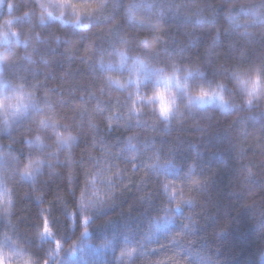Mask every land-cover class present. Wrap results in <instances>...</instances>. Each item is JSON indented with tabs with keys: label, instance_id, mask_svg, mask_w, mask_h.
<instances>
[{
	"label": "trees",
	"instance_id": "obj_1",
	"mask_svg": "<svg viewBox=\"0 0 264 264\" xmlns=\"http://www.w3.org/2000/svg\"><path fill=\"white\" fill-rule=\"evenodd\" d=\"M0 1V82L31 98L0 121V250L16 264H264V102L196 103L169 125L137 103L174 64L230 93L264 69V0H79L97 7L69 17Z\"/></svg>",
	"mask_w": 264,
	"mask_h": 264
},
{
	"label": "clouds",
	"instance_id": "obj_2",
	"mask_svg": "<svg viewBox=\"0 0 264 264\" xmlns=\"http://www.w3.org/2000/svg\"><path fill=\"white\" fill-rule=\"evenodd\" d=\"M95 3H81L79 0H71L69 8L77 11L80 9L93 10ZM72 11L58 9L60 16L69 17ZM73 18V22L75 19ZM43 18V23L45 22ZM37 39V41H39ZM117 60H122L123 52L110 53ZM12 56L4 50H0V65L10 62ZM113 61L107 63L101 61V69L113 67ZM128 71L137 72L135 62L129 64ZM153 82L144 89L142 98H137V103L142 105L143 111L150 113L157 121L164 125L182 117L185 113L198 111L196 103L213 99L216 102V110L223 112L226 108H232L237 102L253 104L264 102V70L257 79L255 73L248 79H232V92L225 82H216L213 85L193 84L191 78V66L174 64L170 68L156 69ZM110 82L120 84L119 79ZM31 98L22 86L8 82H0V121L7 123L14 117L24 114L29 110ZM76 138L68 133L60 136L63 145H70Z\"/></svg>",
	"mask_w": 264,
	"mask_h": 264
},
{
	"label": "rangeland",
	"instance_id": "obj_3",
	"mask_svg": "<svg viewBox=\"0 0 264 264\" xmlns=\"http://www.w3.org/2000/svg\"><path fill=\"white\" fill-rule=\"evenodd\" d=\"M0 5H1V1H0ZM17 39L18 37L16 36V34L12 31H9L8 29L2 32L1 43L3 44V46H11L13 43L15 44L17 42ZM197 103L200 106H214L215 105L217 107L216 102L213 99H208L205 101H198ZM2 162L5 163V159L3 161L0 160V167H1ZM13 174H15V172H13ZM0 181L2 182L1 177H0ZM0 194H1V191H0ZM20 260H22L21 254L16 248L8 247L6 251H4L3 249L0 250V262H2V264H16V263H20L21 262Z\"/></svg>",
	"mask_w": 264,
	"mask_h": 264
},
{
	"label": "snow or ice",
	"instance_id": "obj_4",
	"mask_svg": "<svg viewBox=\"0 0 264 264\" xmlns=\"http://www.w3.org/2000/svg\"><path fill=\"white\" fill-rule=\"evenodd\" d=\"M39 2H40V0H31L32 4H38ZM50 2L55 4V5H57L61 10L72 11V12L74 11V10L69 8V4H70L71 0H50ZM130 7H131V5H127V9L126 10L128 11V9ZM26 14H27L26 12L23 13V15H26ZM77 16L79 17V14H77ZM43 18H44V16H40V18H39V22L40 23H43ZM5 23L11 24V21H5ZM21 30H22L21 27L18 26V31H17L16 34H18V32H20ZM39 38L40 37L37 34L36 35V39H39ZM262 70H264V69H261V68H258V67L252 69V71L255 73V76H256L257 79L259 78L260 73L262 72ZM30 167H31V161L28 164H25L23 171L26 172V173L29 172ZM0 264H2V262H0ZM44 264H47V261H45Z\"/></svg>",
	"mask_w": 264,
	"mask_h": 264
}]
</instances>
